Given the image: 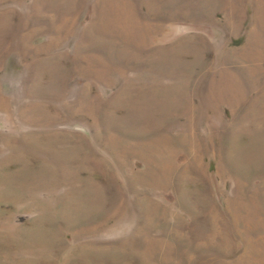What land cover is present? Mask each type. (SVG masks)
<instances>
[{"label":"rangeland","instance_id":"obj_1","mask_svg":"<svg viewBox=\"0 0 264 264\" xmlns=\"http://www.w3.org/2000/svg\"><path fill=\"white\" fill-rule=\"evenodd\" d=\"M0 264H264V0H0Z\"/></svg>","mask_w":264,"mask_h":264}]
</instances>
